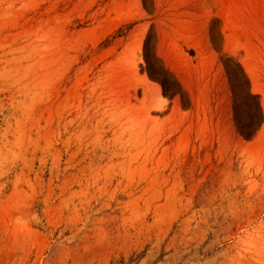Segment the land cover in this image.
Wrapping results in <instances>:
<instances>
[{"label": "rangeland", "instance_id": "obj_1", "mask_svg": "<svg viewBox=\"0 0 264 264\" xmlns=\"http://www.w3.org/2000/svg\"><path fill=\"white\" fill-rule=\"evenodd\" d=\"M0 264H264V0H0Z\"/></svg>", "mask_w": 264, "mask_h": 264}]
</instances>
